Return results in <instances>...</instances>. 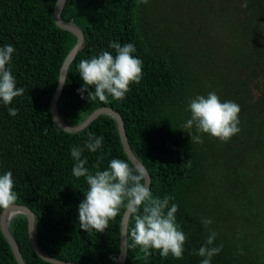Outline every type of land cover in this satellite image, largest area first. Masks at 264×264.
I'll return each mask as SVG.
<instances>
[{
    "label": "trees",
    "instance_id": "16d2710c",
    "mask_svg": "<svg viewBox=\"0 0 264 264\" xmlns=\"http://www.w3.org/2000/svg\"><path fill=\"white\" fill-rule=\"evenodd\" d=\"M57 2L0 0V47L16 49L11 68L17 87L25 90L10 105L0 101V175L13 173L16 203L35 212L45 252L64 261L114 264L126 210L103 233L79 227L78 208L88 185L72 175L71 149L83 147L93 133L104 140L95 153L85 149L82 155L90 171L97 164L106 170L115 158L136 165L111 115L101 114L78 132L62 129L54 119L61 68L78 41L56 23ZM243 2L67 0L63 20L82 28L85 44L68 70L58 102L61 117L77 125L100 107L119 111L131 148L152 176L151 191L175 197L177 222L188 236L182 259L164 258L156 250L145 259L130 237L131 215L124 264H200L203 258L193 252L213 230L214 246L223 249L211 264H264V0H247L246 8ZM110 42L134 44L133 55L143 61L141 82L132 84L122 101L82 98L77 65L105 50L115 55ZM213 91L240 105V132L225 142L193 128L203 142L191 143L182 130L191 115L188 103ZM9 108H18V114L10 115ZM3 210L0 264H19L1 228ZM204 218L213 221L207 228ZM10 229L27 264H54L34 250L24 213L13 218Z\"/></svg>",
    "mask_w": 264,
    "mask_h": 264
},
{
    "label": "clouds",
    "instance_id": "9594fccd",
    "mask_svg": "<svg viewBox=\"0 0 264 264\" xmlns=\"http://www.w3.org/2000/svg\"><path fill=\"white\" fill-rule=\"evenodd\" d=\"M143 2L147 3V0ZM247 6V0H244L242 7ZM109 47L115 50V55L105 50L81 60L77 65V72L84 82L78 90L82 98L93 102L98 99L103 103H107L109 97L122 101L131 91V85L141 82L143 61L133 55L136 52L134 44L110 42ZM15 51L11 44L0 47V101L4 105L12 104L25 91L17 87L12 72ZM90 87L95 90L89 91ZM85 92L88 93L87 97L84 96ZM188 110L191 115L182 125V130L191 135V143L203 142L200 135L192 133L193 128L197 133L209 134L225 142L240 132V105L234 101H222L215 91L190 99ZM8 111L10 115L16 116L19 109L9 108ZM103 140V136L96 137L89 133L83 147L71 149V156L76 161L72 175L78 179L86 178L88 185L84 192L85 198L78 208L79 227L87 232L95 230L103 233L122 209L128 210L134 217V224L130 228L133 246L139 248L145 259L152 255L151 250L158 251L164 258L171 255L182 259L188 236L177 222L179 204L173 202L175 197L165 195L161 198L154 195L149 188L145 170L139 166L133 167L124 159H112L106 170H100L98 164L94 166L97 169L95 172L86 167L88 161L82 159L85 149L95 153L102 147ZM17 200L13 173L8 171L0 175V208L8 210ZM17 214L12 216L10 223ZM202 223L207 228L213 221L204 218ZM217 235L214 230L210 231L205 244L193 252L203 258L200 264H211L212 258L222 251V244L214 246Z\"/></svg>",
    "mask_w": 264,
    "mask_h": 264
},
{
    "label": "water",
    "instance_id": "95a60500",
    "mask_svg": "<svg viewBox=\"0 0 264 264\" xmlns=\"http://www.w3.org/2000/svg\"><path fill=\"white\" fill-rule=\"evenodd\" d=\"M66 3H67V0H58L55 11H54V18H55L56 23L60 27L73 32L78 37V41L75 44V46L72 48V50L69 52V54L67 55L62 65V68H61L59 84L52 98V113H53L54 119L62 129L68 132H78L86 128L87 126H89L101 114H109L112 117H114L118 123L123 147L126 153L128 154L129 158L136 166H139L145 170V172L147 173V181H148L149 188H150L151 182H152V176L150 172L148 171V169L145 167V165L141 162V160L137 157V155L134 153L133 149L131 148L128 134H127L126 127H125V122L119 111L109 106H103V107L96 109L93 113L89 115V117L86 120H84L83 122L77 125H70L66 123L59 113L58 102H59V98L64 89L69 67L72 61L76 58L77 54L84 47V44H85V34L82 28L78 26L77 24H75L74 22H66L63 20L62 12L65 8ZM19 212L25 213L29 219V233H30L31 244L39 256H41L45 260L50 261L54 264H95V263L64 261V260L57 259L49 255L47 252H45L37 240L36 222H35L34 212L28 206L16 203L8 210L4 209L1 215V228H2V231L5 237L8 239L9 243L11 244L14 254L16 256V259L19 262V264H27V262L25 261L22 255L21 249L19 247V244L17 243L10 229L11 217L9 218L10 215L14 216L15 214ZM130 217H131V213L128 210H126L125 215L122 219V223H121L122 233H121L120 257L114 264H124L126 261L127 250H128V224H129Z\"/></svg>",
    "mask_w": 264,
    "mask_h": 264
},
{
    "label": "bare ground",
    "instance_id": "6f19581e",
    "mask_svg": "<svg viewBox=\"0 0 264 264\" xmlns=\"http://www.w3.org/2000/svg\"><path fill=\"white\" fill-rule=\"evenodd\" d=\"M10 217L12 218V216H11V215L9 216V218H10Z\"/></svg>",
    "mask_w": 264,
    "mask_h": 264
},
{
    "label": "rangeland",
    "instance_id": "374dc122",
    "mask_svg": "<svg viewBox=\"0 0 264 264\" xmlns=\"http://www.w3.org/2000/svg\"><path fill=\"white\" fill-rule=\"evenodd\" d=\"M197 16V15H196Z\"/></svg>",
    "mask_w": 264,
    "mask_h": 264
}]
</instances>
